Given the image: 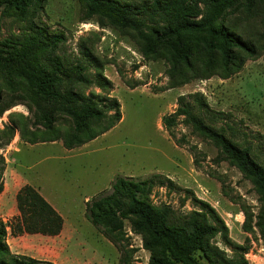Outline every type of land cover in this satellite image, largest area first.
<instances>
[{
	"label": "trees",
	"instance_id": "trees-1",
	"mask_svg": "<svg viewBox=\"0 0 264 264\" xmlns=\"http://www.w3.org/2000/svg\"><path fill=\"white\" fill-rule=\"evenodd\" d=\"M76 1L80 22L94 19L101 27L113 28L126 35L145 60L166 63L168 82L161 91L191 79L213 75L228 78L246 59L264 53V0ZM45 2L0 0V16L21 23L16 40L0 42V117L17 104L25 105L29 112L28 116L8 114V123L0 128V149L17 131L20 140L31 145L61 140L64 148L74 149L109 131L122 118L119 101L110 96L112 82L103 74L101 63L94 61L99 68L91 74L93 58L89 51L83 59L66 53L64 33L50 30L42 20ZM256 17L260 30L251 37L242 29L243 22L246 25ZM125 83L131 89L142 84ZM92 86L102 92L86 93ZM187 97L200 108L209 109L200 93L179 95L175 110L161 119L165 130L173 138L172 128L182 117L184 124L217 148L220 160L249 180L260 204L253 225L264 239V165L254 159L249 148L209 125ZM62 122L68 126L63 127ZM193 162L200 166L196 156ZM5 166L0 154V193ZM156 186L179 188L162 173L144 178L115 175L108 190L86 201L87 220L116 247L118 264H133L125 225L140 236L142 248L149 253L146 264H248L244 258L247 246L231 239L229 228L214 207L188 189L185 191L196 206L188 212L166 203L156 204L151 198ZM15 198L19 212L15 227L0 221V264H55L14 254L6 243L7 226L11 231L55 236L63 225L62 217L30 184H23ZM242 209L241 227L251 231L253 214L244 206ZM217 237L231 255L217 245Z\"/></svg>",
	"mask_w": 264,
	"mask_h": 264
},
{
	"label": "rangeland",
	"instance_id": "rangeland-1",
	"mask_svg": "<svg viewBox=\"0 0 264 264\" xmlns=\"http://www.w3.org/2000/svg\"><path fill=\"white\" fill-rule=\"evenodd\" d=\"M79 15L76 0H46L41 12L50 30L64 33V50L70 57L83 59L84 53L89 51L93 58L91 74L99 68L94 61L101 63L103 74L112 82L110 96L119 101L122 118L105 137H96L95 143L91 141L93 144L79 151L64 148L61 140L28 145L20 140L18 131L12 141L0 149L6 162L2 176L4 189L0 193V221L13 227L18 221L15 197L23 183L17 173L57 207L66 224L72 223L78 229L76 239L69 237L68 230L59 241L22 238L16 240L15 247L41 259L52 258L63 250L69 252L71 246L75 247L72 241L81 243L85 256L92 248L110 252L107 244L100 241L103 238L100 231L86 218L85 196L91 200L104 193L109 187L106 181L113 174L144 178L157 172L168 175L180 189L156 186L151 193L154 203H166L180 212H188L196 207L185 191L191 190L196 198L216 209L229 228L231 239L247 246L244 258L248 264H264V239L253 225L260 204L249 180L220 160L217 148L184 124L182 117L172 128L173 138L161 122L164 115L175 110L179 95L200 93L209 109L200 108L187 97L195 112L233 142L249 148L254 159L264 165V53L255 59H246L241 69L228 78L213 75L191 79L179 87L161 91L168 82L167 65L163 60H145L126 35L101 27L94 19L80 22ZM246 25L243 22L242 29L255 37L257 29L260 30L259 17L250 19ZM20 27L21 23L0 16V42L16 40ZM125 81L142 84L131 89ZM89 91L102 92L95 86L85 92ZM11 112L29 115L25 105L17 104L0 117V128L8 123ZM62 123L63 127L68 126L67 122ZM15 146L19 147V153L12 157ZM195 156L200 166L193 162ZM11 157L16 160L15 164L10 162ZM242 206L253 214L251 231L241 227ZM6 230L5 241L8 244L9 240L11 246L13 235L30 234L11 231L8 226ZM124 231L126 243L133 250L131 262L146 264L149 253L142 248L140 236L133 233L129 225H125ZM215 241L227 254H232L220 242V237Z\"/></svg>",
	"mask_w": 264,
	"mask_h": 264
},
{
	"label": "crops",
	"instance_id": "crops-1",
	"mask_svg": "<svg viewBox=\"0 0 264 264\" xmlns=\"http://www.w3.org/2000/svg\"><path fill=\"white\" fill-rule=\"evenodd\" d=\"M108 132V131H107ZM107 132L103 133L102 135H100L101 137H105L107 135ZM95 139L91 140L93 141L94 143L96 141H94ZM91 141L85 143L84 145L80 146V147H77V148H74V149H82V148H88L90 146V144H93L90 143ZM37 144V143H36ZM28 145H31V144H28ZM35 145V144H33ZM74 149H69V150H74ZM79 151V150H78ZM16 153H19V147L15 146L13 147V150L11 152V155L12 157H14V155ZM11 157V160L10 162L12 164H15L16 160L14 158ZM16 175L21 179V182L23 184L27 183L29 184L26 179L22 178L20 175H18L16 173ZM116 174H113V177L115 176ZM126 176H131V175H126ZM168 176V175H167ZM113 177H109L107 179V184L109 185L110 187V183L113 179ZM169 177V176H168ZM31 185V184H30ZM33 187H35L38 192L42 195V197L54 208V210L62 217L63 219V225H62V229L60 231L59 234L55 235V236H46V235H41V234H22V235H13L11 237V241L13 242L12 243V246L10 245L9 243V240L7 241L8 242V245L11 249V251L14 253V254H21V255H29L30 257H34V258H37V259H41L35 255H32V254H29L27 252H24V249H21V248H17L15 247V242H16V245H17V241L16 240H19V239H22V238H43V239H46V240H53V241H59L60 238H62V236H66V231H70V235L69 237L70 238H73V239H76V235H75V232H78V229L76 226H74L72 223L70 224H66V221H65V218L63 217V215L60 213V211L57 209V207L51 203V201L49 199H47L40 191L39 189L35 186V185H31ZM109 187L106 189L108 190ZM105 191V190H104ZM88 199V196H85V200ZM85 201V202H86ZM17 215V214H15ZM72 227H71V226ZM14 233V232H13ZM101 235V234H100ZM103 238L100 239V241L102 243H106L108 248H109V251L110 252H107V251H103V250H97V248H92L90 251H88V254L85 256V255H82L83 254V251H84V248L83 247H80L81 243L80 242H73L72 241V244L75 246H71V249L70 251H61L59 253H57L56 255H54V257L52 258H46V259H43V260H49V261H52L54 262L55 264H116V262L118 261V257H119V252L117 251V249L115 248L114 245H112L103 235H101ZM15 240V241H14ZM14 247V248H13Z\"/></svg>",
	"mask_w": 264,
	"mask_h": 264
},
{
	"label": "built area",
	"instance_id": "built-area-1",
	"mask_svg": "<svg viewBox=\"0 0 264 264\" xmlns=\"http://www.w3.org/2000/svg\"><path fill=\"white\" fill-rule=\"evenodd\" d=\"M245 255H247V254H245Z\"/></svg>",
	"mask_w": 264,
	"mask_h": 264
}]
</instances>
